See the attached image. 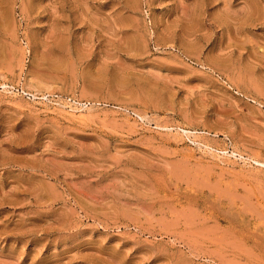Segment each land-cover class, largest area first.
<instances>
[{"label":"rangeland","instance_id":"1","mask_svg":"<svg viewBox=\"0 0 264 264\" xmlns=\"http://www.w3.org/2000/svg\"><path fill=\"white\" fill-rule=\"evenodd\" d=\"M0 264H264V0H0Z\"/></svg>","mask_w":264,"mask_h":264}]
</instances>
